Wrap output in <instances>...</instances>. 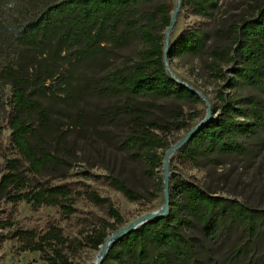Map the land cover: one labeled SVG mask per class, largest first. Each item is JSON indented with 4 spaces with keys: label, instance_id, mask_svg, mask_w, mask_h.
I'll list each match as a JSON object with an SVG mask.
<instances>
[{
    "label": "rangeland",
    "instance_id": "obj_1",
    "mask_svg": "<svg viewBox=\"0 0 264 264\" xmlns=\"http://www.w3.org/2000/svg\"><path fill=\"white\" fill-rule=\"evenodd\" d=\"M58 1L0 0V93H4L7 104L11 87L9 81L1 77L5 68L14 71L22 68L30 78L35 73L41 76L40 83L30 90L34 105L31 124L39 128V111H44L46 122L41 135L31 138V142L64 164L47 168L41 176L30 175L31 186L69 187L72 196L60 203L70 206L74 212H64L58 206L33 208L26 203L14 206L1 199L0 264H45L39 253L23 251L27 245L16 231L41 236L52 226L73 241L68 251L72 264H91L100 249H88L84 238L93 230L106 229L108 238L163 205V188L159 185L163 181V166L155 176H148L140 152L123 145L127 136L125 125L131 120L124 113L125 107L142 112L147 122L166 127L169 139L178 141L206 116V105L198 96L200 101L196 104L129 98L113 88L111 81L113 74L127 70L139 61L141 52L149 49L143 40L146 26L165 44L167 29L160 26L158 10H174L177 0H153L134 7L116 23L113 39L108 38L101 48L63 45L57 55L52 56L18 46L16 40L23 27ZM218 2L219 9L207 19L180 10L169 35L171 44L190 29L206 32L204 51L198 56L168 63V75L178 86L205 98L212 119L222 114V103L217 95L220 92L237 102L254 98L264 103V94L252 87L238 85L228 89L225 79L232 77L229 66L219 65L222 77L209 69L214 61L213 50L231 44L232 28L242 20L253 18L255 10L264 6V0ZM193 113L198 114L197 118L188 121L187 116ZM178 116L185 121L183 129L170 127ZM238 142L243 147L240 154L214 151L193 162H182L175 154L170 160V178L176 176L212 196L236 201L260 213L251 231L233 218L224 220L222 231L213 238L205 237L196 226L185 229V235L196 248L195 264H264V132L249 138L240 137ZM9 149L7 112L0 107V177L4 157L10 155ZM115 181L130 192L129 198L114 187ZM88 194L109 200L120 214L122 225L116 227L108 207L95 205Z\"/></svg>",
    "mask_w": 264,
    "mask_h": 264
},
{
    "label": "trees",
    "instance_id": "obj_2",
    "mask_svg": "<svg viewBox=\"0 0 264 264\" xmlns=\"http://www.w3.org/2000/svg\"><path fill=\"white\" fill-rule=\"evenodd\" d=\"M153 0H59L47 7L34 20L28 22L17 37V45L28 47L55 56L63 45H86L101 48L108 38L114 37L116 23L128 12L142 3ZM218 0H182L180 10L207 19L219 9ZM173 8L159 9L160 26L170 25ZM151 25V22H148ZM156 26H152V29ZM153 31L143 30L144 43L149 49L139 54V61L127 70L113 74V88L129 98H151L175 102L199 103L200 99L189 90L178 86L167 74L163 62V39ZM207 34L202 29H190L178 36L171 44L168 61L184 57H195L205 49ZM231 44L213 50L214 61L209 69L219 77L223 71L219 65L229 66L231 78L225 79L228 89L238 85L252 87L264 94V6L255 10L254 17L242 20L232 28ZM30 78L22 68L14 71L5 68L1 77L11 87L7 104L4 93H0V107L7 112V127L10 132V155L4 157L3 174L0 177V200L12 205L26 203L33 208L58 206L72 214L70 206L60 203L69 200L72 190L67 186L40 184L31 186L30 175L41 176L47 168L58 167L64 161L47 150L36 147L31 138L41 135L46 122L44 111H39V128L31 124L34 105L30 90L40 83L41 76ZM43 79L42 81H44ZM222 103V114L200 129L177 153L182 162H193L200 156L214 151L223 154H240L243 150L240 137H253L264 132V103L254 98H226L218 93ZM124 113L131 117L125 125L127 149L140 152L146 174L155 176L162 167L165 153L178 141L169 139L168 129L147 122L142 112L127 106ZM197 113L189 114L188 121L196 119ZM185 124L178 116L170 127ZM114 187L126 197L130 192L119 182ZM162 189V181L159 183ZM169 210L164 218L146 223L136 231L123 236L109 249L101 264H195L196 248L185 235V229L196 226L207 238L222 231L224 220L233 218L251 231L258 212H253L236 201L226 200L200 190L194 184L176 176L169 180ZM88 199L97 206H107L116 227L122 225L120 214L107 199L88 194ZM116 228L115 230H117ZM18 237L25 241L23 251L39 253L45 264H72L68 251L74 245L58 228L52 226L43 235L17 230ZM107 238L106 229H96L86 236L88 249L99 251Z\"/></svg>",
    "mask_w": 264,
    "mask_h": 264
},
{
    "label": "water",
    "instance_id": "obj_3",
    "mask_svg": "<svg viewBox=\"0 0 264 264\" xmlns=\"http://www.w3.org/2000/svg\"><path fill=\"white\" fill-rule=\"evenodd\" d=\"M181 1L182 0H177L176 6L173 10V14L171 16L170 20V25L167 29L166 32V38H165V44H164V49H163V62L165 66V70L168 74L169 72V66H168V52L170 48L169 44V35L173 29V26L175 24V20L180 12V7H181ZM170 76V75H169ZM171 78V77H170ZM172 79V78H171ZM194 93L196 96L201 98L203 102L206 105V116L205 118L197 124L193 129H191L182 139H180L178 142H176L164 155L163 159V181H162V188H163V206L159 210H155L151 213L145 214L139 218H137L135 221L129 223L128 225L122 227L118 231H116L112 236L106 238L104 241V244L102 245V250H101V257L99 261L96 264H101L104 257L107 255L109 249L112 247L113 244H115L118 240H120L123 236L130 234L133 231H136L143 225H145L148 222H151L153 220H158L161 218H164L169 210V196H168V187H169V180H170V174H169V165H170V160L169 157L171 155H175L181 150L187 143L188 141L200 130L202 129L205 125H207L211 121V110L208 102L206 101L205 98H203L200 94L195 93L193 91H190ZM101 249V248H100Z\"/></svg>",
    "mask_w": 264,
    "mask_h": 264
},
{
    "label": "bare ground",
    "instance_id": "obj_4",
    "mask_svg": "<svg viewBox=\"0 0 264 264\" xmlns=\"http://www.w3.org/2000/svg\"><path fill=\"white\" fill-rule=\"evenodd\" d=\"M173 157V155H171L170 157H169V160H171V158ZM163 206V205H162ZM162 206L160 207V208H162ZM159 208V209H160ZM158 209V210H159ZM101 250H102V247H101V249H100V251L97 253V255H96V257L94 258V260H93V262L91 263V264H96L98 261H99V259H100V257H101Z\"/></svg>",
    "mask_w": 264,
    "mask_h": 264
}]
</instances>
